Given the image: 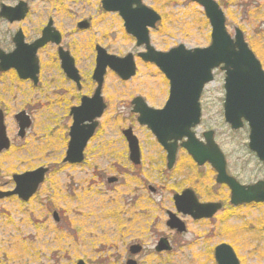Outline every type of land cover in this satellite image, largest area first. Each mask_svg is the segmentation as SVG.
<instances>
[{"label":"rangeland","instance_id":"374dc122","mask_svg":"<svg viewBox=\"0 0 264 264\" xmlns=\"http://www.w3.org/2000/svg\"><path fill=\"white\" fill-rule=\"evenodd\" d=\"M101 1L76 0L72 6L71 0H44L46 8L43 10V0H0V6L16 7L24 2L29 9L20 22L10 23L0 17V50L3 52L15 49L12 39L19 30L25 42L32 43L41 37L42 30L51 21L62 35L61 47L71 53L82 75L93 72L96 45L115 56L134 55L139 70L136 79L129 83L107 72L109 77L103 93L109 109L99 132L87 145L84 162L80 165L64 163L71 118L65 116L64 106L58 105V86L64 77L57 46L48 44L38 51L40 74L35 87H31L30 81L19 80L14 73H0V110L12 143L10 150L0 154V191L13 190V175L39 167L50 170L28 203L16 197L0 200V264H8L10 256L14 258L13 264H77L82 260L86 264H125L129 245L140 241L147 246V252L138 257L140 264H171L178 259L179 264H187L189 261L187 249L174 253L176 256L161 254L162 257L156 258L150 250L157 234L150 226L155 223L164 233L165 212L170 209L173 192L170 188L192 185L190 167L180 157L186 168L165 174L162 183L166 185L154 182L141 185V175L130 168L122 136V131L130 126L126 116L128 103L135 96H146L148 89L161 83L145 74L149 69L141 65L137 57L143 48L126 33L117 13L102 9ZM215 1L224 12L228 33L234 37L235 29L241 30L264 69V0ZM143 3L162 17L157 28L150 30L151 42L157 50L166 52L178 45L187 49L209 45L211 28L199 5L191 0H143ZM86 20L89 29H78V23ZM224 77L221 71H215L214 81L205 89L203 123L197 135L201 136L207 129L215 131V139L232 166L231 174L244 183L254 182L264 178V166L247 149L248 128L236 133L224 121ZM162 88L164 90V86ZM86 92L89 85L85 87ZM166 99L164 94L162 101L153 99L151 102L160 106ZM20 111H25L32 120L24 139L17 136L15 115ZM134 126L135 134L145 139L140 135L141 128ZM192 172L195 185H216L208 165L195 166ZM154 176L147 175L152 181H155ZM109 177L117 178L118 182L108 185ZM149 186L157 189L156 194L148 190ZM115 203H118L117 208ZM123 207L127 223L129 220L134 224L132 232L113 234L101 229L102 221L109 223L113 211ZM54 212L59 215L58 223L53 219ZM228 213L227 210L225 214ZM227 224L236 232L243 229L241 237L225 240L237 248L242 264H264V205L242 208ZM192 238V235L186 236L178 243L185 245L186 239ZM200 245L201 242H197L195 250H199Z\"/></svg>","mask_w":264,"mask_h":264},{"label":"water","instance_id":"95a60500","mask_svg":"<svg viewBox=\"0 0 264 264\" xmlns=\"http://www.w3.org/2000/svg\"><path fill=\"white\" fill-rule=\"evenodd\" d=\"M201 5L212 27V42L208 48L186 50L179 46L169 52L156 51L150 44L149 28H155L161 17L151 9L146 8L141 0H103L102 5L106 11L119 12L125 22L128 34L137 40V46H144L146 52L140 54L144 62L154 63L170 81V97L163 110L151 111L144 104L142 98L133 100V112L140 115L138 121L141 125H147L158 140L169 150V166L175 160V150L167 145L170 140H180L187 136L189 143L185 145L189 153L199 166L209 162L217 172V182L226 184L232 191V202L235 204L264 202V182L254 186H240L233 178L226 174V162L220 149L213 140V132L204 135L207 142L203 146L195 139L191 129L200 122L199 99L206 84L213 81L212 70L223 65L225 71V118L233 129L243 126L245 120L250 128L249 148L254 151L264 163V71L261 63L249 49L244 36L236 29L235 39H232L225 28V16L219 5L214 0H192ZM133 6H136L133 8ZM28 8L20 2L16 8L1 6L0 17L9 22L21 21L26 17ZM80 29H87L88 22L78 25ZM15 50L11 53L0 51V72L14 69L22 80H31L38 84L39 61L37 52L48 43L60 45L61 36L52 28V22L43 30L42 37L28 45L24 43L22 32L19 31L13 39ZM96 69L93 79L98 88L92 98H83L80 107L71 110L73 123L69 132V143L64 163L79 165L84 161V150L93 137L98 122L106 108L101 91L109 67L121 79L129 80L136 74V64L133 55L124 58L108 55L107 52L96 48ZM59 58L65 75L79 82L78 71L75 68L74 59L70 54L59 49ZM150 114V115H149ZM19 127L18 136L23 139L26 130L31 127L30 117L25 112L15 116ZM129 148L131 160L138 164V141L132 130L124 132ZM11 142L7 137L4 124V114L0 111V154L9 150ZM48 169L39 168L21 175H14L15 189L10 192H0V200L12 196H18L27 202L44 182ZM109 179V183H114ZM191 196L190 192L186 193ZM181 207V204L179 205ZM217 210L216 205H198L196 202L188 214L194 218L212 216ZM54 220L59 222L57 213ZM160 250H166L161 248ZM219 264H238L233 250L222 245L217 250ZM78 264H85L79 261ZM127 264H137L130 260Z\"/></svg>","mask_w":264,"mask_h":264},{"label":"flooded vegetation","instance_id":"af4514ba","mask_svg":"<svg viewBox=\"0 0 264 264\" xmlns=\"http://www.w3.org/2000/svg\"><path fill=\"white\" fill-rule=\"evenodd\" d=\"M123 26H124V22H123ZM89 27H90V24H89ZM150 44L157 51V49L152 44L151 39H150ZM97 46L99 45H96L95 49ZM142 48L143 50L138 53L137 57L141 60V61L139 60L142 63L141 65H143L146 69H149V70H146L145 74L148 75L149 77L157 79V81L161 84L156 86L155 88L148 89L146 96L145 95L135 96L131 100V102L129 101L128 103L130 114L128 113L129 112L128 111L126 112V116H128L127 119H129L130 121L129 122L130 126L122 131V136L124 139V143L126 145L125 146L126 159L128 160V164L130 168H132L133 170H136L141 175V185H152L151 184L152 182H154V184L158 183L159 185H166L162 183V181L164 180L163 177L165 174L171 175L174 172H178V170L183 171L186 168L183 160L181 161L179 160V158L182 157L185 159V164L187 165V167H190L189 170L191 173V176H190L191 178L189 179V182L192 184V185H184V186L175 185L173 188L169 187L170 190H173V192L171 193L170 209L165 212V219L163 223L164 233L162 234L160 232V230L158 229V226L155 223H153L150 226V229L154 230V232L157 234H156V239L154 243L150 247V250L154 255L151 254L150 252H148V254L150 256L153 255V257L156 258V257H162L161 254L173 255L174 253H179L187 249L189 250V261L187 264H219V262L217 261V250L220 246L226 245L233 250L234 254L236 255L238 259V264H242L241 259L237 253V248L233 246V244L227 243L225 240L227 238H236L239 236L241 237L243 229H239L237 232L236 230L234 231L232 228L227 227V225L229 224V223L227 224V220H231L234 214L238 213V211H240L242 208L253 207L255 204L264 205V203H255V202L241 203V204L233 203L230 189L228 188L227 185H222L217 182L216 180L217 174L215 170L208 163L206 165L210 167L211 172L213 173V176L211 178L212 180H215L216 185H195L193 174H192L194 167L197 166L201 168L206 165L198 166L194 158L192 157V155L189 153V151L185 147V145L189 143V139L187 136L177 141L175 140L168 141L167 145L169 146V148L171 150L172 149L175 150L174 163L172 164V166H169L170 164L169 159H168L169 150L166 149V147L158 140V138L152 133L151 129L147 125L140 124V122L138 121V118L140 117V115L133 112L134 106L132 105V102L137 97L142 98L144 104L149 108V110L160 111L164 108L165 103L171 94L170 81L166 78V76L163 73H161L159 69H157L155 64L144 62L142 58L139 56L140 54L146 52L145 48L144 47ZM95 69H96V61H95V66H94L92 74L84 76L78 70V76H79L78 84L75 81L69 79L62 72V75L64 78L60 80V83H59L60 86H58V88L60 87L58 105L60 104L64 106V109L67 111L65 116L69 117V119L71 118V121H70L71 125L73 123V117L70 114L72 108L80 107L82 105L83 98H92L98 88L97 83L93 79V73ZM108 71L112 72L113 74L111 75L116 76L123 83H129L130 81H133L134 79H136L138 72H139V70H137L136 75L129 80H123L120 77H118L117 74H115L113 71L109 70L108 68L106 69V74L104 76V81H103L102 91H101V96H102L104 104L106 105V108L102 116L96 119V121L98 122V127L96 128V131L93 137L90 139V141L99 132L101 123H103L102 120L105 117V113L109 109L108 102L106 101L104 97V93H103L107 78L109 77V74L107 73ZM221 74H224V72L221 71ZM213 81H214V73H213ZM212 82H210L209 84H211ZM62 83H64V85L61 86ZM209 84L204 86L202 94H201V98H200V110H201L200 125H202L203 123L202 101H203L204 94L206 92L205 89ZM32 85L33 86L31 87H35L33 83ZM86 85H89V92L84 93ZM163 86H164V90L162 88ZM164 94L167 97L165 103L163 104L162 102L160 106H154L151 100L159 99L160 101H162ZM224 104H225V98H224V103H223V117L226 123ZM125 109L128 110V108H125ZM117 121L119 122L118 119ZM134 124H137L141 128L142 133L140 135H143L145 139H142L140 136H137L135 134ZM71 125L68 128L69 130L68 140H69V132H70ZM128 129L132 130L133 135L136 137L138 141V148H139L138 164L134 163L130 158L131 152H130L129 144H128L126 137L124 136V132ZM197 129L198 128L193 130V132L195 133V137L198 139L199 142L202 143L203 146L207 145L204 134L211 131V129L204 130L201 133V136L197 135ZM241 130H244V128ZM238 131H233V132L238 133ZM216 137L217 135H216V132L214 131V140L217 143V140L215 139ZM90 141L88 142V144L90 143ZM218 146L222 150L219 144ZM247 149L249 153L255 158V160H258V158L256 157V154L253 153L249 149L248 140H247ZM222 152L225 155L228 175L233 177L240 185L248 187V186H254V184L258 183L259 181L264 182V178H263L260 180L258 179L254 182L244 183L238 177L232 175L231 174L232 169H230V167L232 166L231 165L229 166L226 153L223 150ZM147 175H155L154 176L155 181L154 180L152 181L153 178L149 179ZM110 178L114 179L115 182L109 183ZM195 179H198L197 175L195 176ZM117 182H118V179L115 177H109L107 179L108 185L116 184ZM148 190L152 194H156L157 192V189L153 186H149ZM187 192H190L193 197L188 196L186 194ZM195 202L198 205H216L217 210L212 216H209V217L203 216L200 218H194L192 215L188 214L187 211L191 209L192 205ZM180 204H181V207L179 206ZM227 210L229 211V213L226 215L225 213L227 212ZM124 213H125V209L123 207V209H120V211L118 212V216L123 217V219L121 220V223L118 225V229H122V231H119V232H123L126 235V233L132 232L134 224H132L129 220L127 223ZM109 217L114 218L115 214H111ZM128 225H131V226H128ZM260 227L261 225L259 224V228ZM259 228L255 227V230L256 229L259 230ZM189 235L193 236L192 240L186 239L185 245H184V242L182 244L178 243V241H182L184 237L189 236ZM197 242L199 243L201 242V245L199 246L200 248L199 250H195L197 247L196 246ZM140 243H133L129 245L128 256L126 258L125 264H127V262L130 260H133L137 264H140L138 261V257L147 252V246L145 245V243L141 241ZM164 247L166 248V250H160L161 248H164ZM146 256L147 254L145 255V257ZM173 256H176V255H173ZM179 262L180 260L178 259L176 262H172L171 264H179Z\"/></svg>","mask_w":264,"mask_h":264},{"label":"bare ground","instance_id":"6f19581e","mask_svg":"<svg viewBox=\"0 0 264 264\" xmlns=\"http://www.w3.org/2000/svg\"><path fill=\"white\" fill-rule=\"evenodd\" d=\"M76 4V0H71V5L75 6ZM46 8L45 2L43 0V10ZM114 207L117 208L118 207V203L114 204ZM120 211V209L118 211H113V214H115L114 218H110V222L107 223L105 222V220L102 221L101 223V229H103L105 232H112L114 234V232L116 231H122V229H118V225L121 223L122 218H120L118 216V212ZM121 226V225H120ZM91 244V243H90ZM13 260L14 258L12 256H10V259L8 260V264H13Z\"/></svg>","mask_w":264,"mask_h":264}]
</instances>
